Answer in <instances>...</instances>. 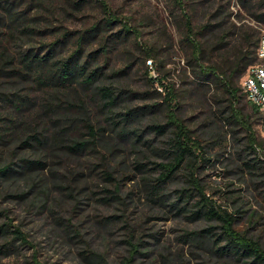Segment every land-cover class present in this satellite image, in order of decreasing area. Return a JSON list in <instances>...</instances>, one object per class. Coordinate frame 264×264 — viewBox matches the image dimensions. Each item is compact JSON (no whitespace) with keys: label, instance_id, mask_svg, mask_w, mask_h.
Returning a JSON list of instances; mask_svg holds the SVG:
<instances>
[{"label":"trees","instance_id":"obj_1","mask_svg":"<svg viewBox=\"0 0 264 264\" xmlns=\"http://www.w3.org/2000/svg\"><path fill=\"white\" fill-rule=\"evenodd\" d=\"M63 1L75 12L96 6L104 16L88 31L73 37L65 32L46 52L29 49L16 54L12 41L39 33L33 25L42 20V15L48 18L41 10L47 8L49 0H0V190L7 187L1 197L12 189L14 181L25 182L24 189L15 190L18 200L31 199L29 207L39 209L38 213L46 214L47 219L53 218L51 232L63 228L80 238L79 231L72 230L76 204L73 217L65 222L57 217L64 202L76 198L70 188L75 189L78 176L72 178L71 184L69 179L51 183L48 174L36 169L44 170L50 158L57 161L54 165L61 166L103 148L112 156L103 154L102 160L109 162L106 174L113 179L111 166L125 162V157L115 158L117 149L130 145L138 154L142 144L151 147L154 156L162 161L157 164L158 176L152 180L146 176V165L136 158L135 167L141 175L136 188L144 196L139 200L153 201L186 222H203V227L184 230L180 239L194 260H202L203 264H264V245L238 229L246 211L239 208L232 212L220 206L200 177L202 166L216 167L219 163L227 176L244 185H264V135L261 125L263 137L255 129L256 122L261 124V112L242 89L250 70L260 63L257 51L264 28L237 22V17L233 20L232 0H169L187 58L186 76L191 73L192 81L182 83L186 88L182 91L176 84H167L161 74L168 55L155 48L143 49L142 65L150 90L126 95L115 84L103 83L110 79L120 88L128 87L123 80L126 70L106 76V66L111 54L130 60L129 44L138 32L128 22L117 28L122 22L106 0ZM238 3L264 26V0ZM34 10L37 16H31ZM52 31L57 33L56 28ZM72 38L75 47L65 56L63 50ZM90 41L99 43L100 49L88 53ZM137 44L142 46L140 41ZM102 60L105 64L101 66ZM151 71L155 76L149 78ZM21 83L36 86V91L23 90ZM137 96L143 97L145 104L130 108ZM244 97L248 103H243ZM30 115L35 123L33 129L28 122ZM83 130L86 137L81 134ZM14 138L21 141V148H14L10 155L6 146ZM22 148L32 150L34 158L14 164ZM173 181L179 184L174 194L168 193ZM106 193L103 201L124 203L128 199V194L121 193L120 183L107 188ZM4 216L5 211L0 210V217ZM10 228L7 223L0 225V240L10 239ZM134 232L126 242L131 255L119 264H135L138 256L143 259L137 263L145 264L150 254L157 252L160 263L192 264L193 259L185 255L173 257L165 246L162 250L157 236L158 243L150 252V243L134 242ZM16 234L28 244L21 231ZM11 244L4 246L0 254L10 253ZM89 246L83 252L93 264H117L108 259L106 244L103 251ZM31 264L44 263L36 255Z\"/></svg>","mask_w":264,"mask_h":264},{"label":"rangeland","instance_id":"obj_2","mask_svg":"<svg viewBox=\"0 0 264 264\" xmlns=\"http://www.w3.org/2000/svg\"><path fill=\"white\" fill-rule=\"evenodd\" d=\"M106 1L109 2L113 13L122 22V25L117 28H121L123 23L128 22L139 34L132 35L129 44L130 60L127 59V56L111 54L106 66V76L113 72L126 70L127 73L123 80L128 83V87L120 88L118 83L116 85L115 80L110 79L104 80L103 83L106 85L115 84V87L126 95L131 94V92L137 95L145 91L149 92V80L145 75L146 69L142 65L143 49L155 48L168 55L166 69L161 74L162 77L164 76L165 82L171 85L176 84L179 91L186 89L182 83L192 81V74L189 73L186 76L187 58L181 44L182 36L174 24L170 1ZM232 1L233 20L237 17L235 19L237 22L249 24L254 28H264L263 25H260L241 9L238 0ZM47 4L48 9L43 8L41 11L48 18L42 15V20L33 25L39 33L27 39L16 40L14 43L12 41L11 48L14 53L19 54L29 49L46 52L47 47L56 42L58 37H63L65 32L70 33L73 37L79 32L88 31L104 16L101 9L93 5L87 6L81 12H75L63 0H49ZM37 13L38 11L34 10L31 16H37ZM53 28H56L57 33L52 31ZM138 41L142 43V46H138ZM90 43L92 45L88 46V53L100 49V44L96 41H90ZM74 45L75 38H72L71 42L64 48L63 54L65 56L70 55ZM147 61H149L148 58ZM104 64L105 62L102 60L100 65ZM147 66H149L148 62ZM128 67L130 68L128 69ZM152 72L149 78L155 76ZM158 85L156 83L155 87L157 88ZM21 86L25 91H36V86L26 83H21ZM30 87L35 89H30ZM243 103H248L245 97ZM2 104L3 102L0 100V105ZM144 104L143 97L137 96L130 102V108L141 107ZM93 116L95 117V114ZM28 122L31 129L35 128L31 115L28 117ZM103 124L101 122V125ZM260 125V122H256L255 129L259 136L263 137L260 132ZM81 134L86 137L85 130L81 131ZM109 136L112 135L109 133ZM152 137L150 136V140ZM6 147L7 154L13 155L11 151L17 147L21 148V141L14 138ZM4 154L6 155L5 149ZM103 154L110 156L107 150L99 148L92 155L85 156L80 161L71 160L61 166L54 165L57 161L50 158L44 170L36 169L38 173L48 174L51 183L69 179V184H71L72 178L78 176V183L74 185L75 189L70 188L76 198H72L74 201L67 199L57 217L64 222L73 217L72 210L76 204L77 213L72 219L75 228L72 230L79 231L80 238H76L74 232H66L63 228L57 227L55 231L51 232L54 224L53 218L47 219L46 214L38 213L39 209L29 207L28 204L32 202L31 199L29 201L18 200V192L15 190L24 189L25 182L16 183L14 181L12 189L7 194L3 193L4 198L1 197V194L3 190L7 192V187L5 186L2 191L0 190V210L5 211V216L0 217V225L3 223L11 225L10 239L0 240V251L5 250L6 247L4 246L12 242L10 253L0 254V264H31L36 255L44 264H93L83 252L87 244H90L91 249L98 251H103L106 244L108 259L119 264L121 260L131 255L126 242L130 240L133 230L135 231L134 242L138 244L143 240L145 243H150V252L154 251L153 246L158 243L155 238L157 236L161 240L159 247L162 246V250L165 246L169 248V252H172L173 257L185 255L187 258L193 259L189 253V248L180 239L184 230L203 227V222L196 224L186 222L181 218H175L169 209H162L153 201L149 203L145 199L139 200L140 197L143 198L144 196L136 188V185L139 184L138 177L141 176L135 167L136 158L138 157L139 161L146 165L144 168L145 172H148L146 176H150L152 180L158 176L157 164L162 161L161 158L154 156L151 147L142 144L138 154L132 151L130 145L123 149L119 148L115 153V158L118 156L125 157V162L122 164L115 163L111 166L110 171L113 172V179H109L106 174L109 162L102 160ZM15 157L14 164L20 163L21 160L34 158L32 150L26 148L25 150L23 148L18 150ZM110 157L112 158V156ZM204 166V169L202 166L200 177L208 193L223 208L232 212L239 208L246 211L238 224V229L258 239L264 245V185L258 186L254 183L244 185L231 176H227L224 172V166L219 163L216 167ZM115 183L121 184V193L128 194V199L124 203L109 199L103 201V198L108 196L106 189L114 188ZM176 184L178 181L169 184L168 193L174 194V190L179 187L178 184L176 188ZM18 230L26 236L28 244H24L23 240L18 238V234H16ZM157 254H150V260H146L145 264H163L158 261ZM142 259L143 257L138 256L136 263ZM197 261L193 259L192 264H198ZM198 262L203 264L202 260Z\"/></svg>","mask_w":264,"mask_h":264},{"label":"built area","instance_id":"obj_3","mask_svg":"<svg viewBox=\"0 0 264 264\" xmlns=\"http://www.w3.org/2000/svg\"><path fill=\"white\" fill-rule=\"evenodd\" d=\"M259 64L253 67L243 82V92L247 99L261 112V132L264 135V30L257 51Z\"/></svg>","mask_w":264,"mask_h":264}]
</instances>
